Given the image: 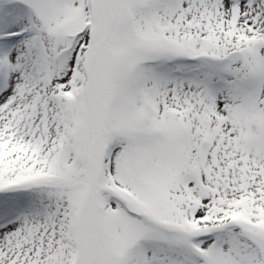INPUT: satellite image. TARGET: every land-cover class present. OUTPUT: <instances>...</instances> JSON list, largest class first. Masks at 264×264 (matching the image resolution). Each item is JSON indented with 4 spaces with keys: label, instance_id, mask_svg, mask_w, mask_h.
Returning <instances> with one entry per match:
<instances>
[{
    "label": "snow or ice",
    "instance_id": "6c2138e0",
    "mask_svg": "<svg viewBox=\"0 0 264 264\" xmlns=\"http://www.w3.org/2000/svg\"><path fill=\"white\" fill-rule=\"evenodd\" d=\"M0 264H264V0H0Z\"/></svg>",
    "mask_w": 264,
    "mask_h": 264
}]
</instances>
